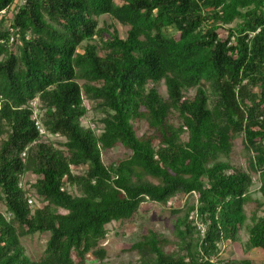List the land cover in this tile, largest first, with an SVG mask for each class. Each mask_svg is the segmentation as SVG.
<instances>
[{"label": "trees", "instance_id": "16d2710c", "mask_svg": "<svg viewBox=\"0 0 264 264\" xmlns=\"http://www.w3.org/2000/svg\"><path fill=\"white\" fill-rule=\"evenodd\" d=\"M10 8L12 39L0 30V264H103L106 224L176 194L196 204L173 226L175 241L149 230L129 264H252L212 257L247 219L252 176L223 159L237 135L264 206V0H0ZM102 15L125 37L115 29L104 40ZM84 98L100 127L82 125ZM118 145L129 154L105 165L101 150ZM255 213L247 247L264 253ZM34 233L48 236L39 260L21 244Z\"/></svg>", "mask_w": 264, "mask_h": 264}, {"label": "rangeland", "instance_id": "374dc122", "mask_svg": "<svg viewBox=\"0 0 264 264\" xmlns=\"http://www.w3.org/2000/svg\"><path fill=\"white\" fill-rule=\"evenodd\" d=\"M19 0H15L17 3ZM14 13V8H10L7 11L0 14V30H8V38L13 37V32L11 31L10 18ZM98 27L102 28V37L105 40L109 37L111 33L116 31L120 37H125L127 27L119 24L113 20L109 15H102L98 20ZM222 34L221 36H223ZM94 41H98V37H93ZM81 51V49H79ZM81 83V82H79ZM158 91L164 95L165 87L163 83L156 85ZM194 93L193 89H189L185 94L191 97ZM84 104L86 105L87 113L82 119V125H94V119L96 115L89 107V102L84 98ZM34 113L40 112V106L37 101L32 104ZM97 125V124H95ZM100 127V125H97ZM147 128L145 122L137 123V134L141 135ZM99 131V130H98ZM54 142L63 141L60 137H50ZM129 154V151L124 149L122 146L118 145L116 147L101 150V160L105 165L116 162L120 159L125 158ZM249 153L243 143L242 135H237L233 141L232 151L228 160L232 165L239 167L240 169L247 171L252 176V185L250 187V201L244 205V212L247 216L246 221L240 227L238 231L237 239L234 242L223 241L218 244V249L213 255V259L226 260V259H246L251 260L252 264H264V253L257 249H248L247 247V231L246 225L252 222L253 214L256 211V215H262L264 213V206L258 207L256 201L261 199L260 193V181L258 173L250 170L249 167ZM82 168H73V173H81ZM35 175L31 173H26L21 178V186L24 189H30V185L35 181ZM66 189L77 195L78 191L71 186H67ZM35 201V206H41V203L34 197H31ZM190 204H196V196L193 194L188 199L182 194H176L171 197L165 204L155 203V202H144L140 204L138 211L133 215L132 219L129 221H112L106 224V235L101 241L100 247L105 250L106 257L103 260V264H129L136 263L138 259V254L136 251L129 250L132 243L139 240L140 237L147 231L152 230L166 238L170 241H175L173 235V226L175 225L177 219L183 217V214L187 210ZM174 209H179L178 213H173ZM0 212L5 213V207L0 201ZM189 219L194 220V224H198L197 216L195 210L190 211L188 215ZM47 235L44 233H34L31 235H26L21 238V244L24 248V254L31 260H39L43 255L45 241L47 240ZM170 251L176 250V247L169 246L166 248ZM92 259L91 256L87 257Z\"/></svg>", "mask_w": 264, "mask_h": 264}, {"label": "built area", "instance_id": "2783aa9c", "mask_svg": "<svg viewBox=\"0 0 264 264\" xmlns=\"http://www.w3.org/2000/svg\"><path fill=\"white\" fill-rule=\"evenodd\" d=\"M23 2H24V0H19L16 4L18 6V5H21ZM3 12H5V11L4 10L0 11V14L3 13ZM35 124H36L38 130L42 133V129L39 127L38 121H36ZM28 202L32 203V199H28ZM197 229H199L200 232L202 233L204 228H203L202 225L197 224Z\"/></svg>", "mask_w": 264, "mask_h": 264}]
</instances>
